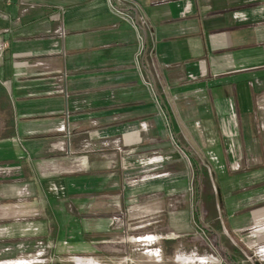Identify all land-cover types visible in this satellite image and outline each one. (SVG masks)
I'll return each mask as SVG.
<instances>
[{
  "label": "crops",
  "instance_id": "0c3cea01",
  "mask_svg": "<svg viewBox=\"0 0 264 264\" xmlns=\"http://www.w3.org/2000/svg\"><path fill=\"white\" fill-rule=\"evenodd\" d=\"M129 2L127 13L147 20L144 30L124 20L109 0L0 2V31H8L9 42L0 65V168L9 181H0V198L9 202L5 199L19 193L24 183L32 184L35 195L43 177L36 165L55 158L62 163L60 192L52 194L45 191L48 186L37 185L43 204L38 210L61 215L64 231L70 228L64 219L70 207L77 216L95 213V195L112 194L99 184L105 179L108 185L123 182L131 178V166L142 164L119 159L113 166V161L89 152L92 149L84 145L87 121L98 120L95 129L103 136H121L123 146L138 159L160 155L156 168L174 175L144 180L156 187L143 193L177 199L175 184L166 189L164 183L185 179L180 169L184 158L175 147L179 137H185L183 123L216 169L218 203L228 229L262 255L264 139L259 120L264 117V0ZM143 36L146 47L138 59ZM142 122L148 124L147 131L140 129ZM63 123L65 130L60 129ZM52 147L60 152L53 154ZM101 164L107 169L100 175L95 169ZM206 182L204 197L200 185L196 192V211L202 198L211 201L217 216V197L207 189L209 178ZM131 187L124 185L123 200L142 191ZM182 193L193 200L188 191ZM27 200L23 205L0 206L2 260L12 261L20 249L33 245L19 237L26 232L34 237L35 221L21 228L20 223L5 221L13 215H36L34 197ZM184 202L174 210H190L193 202ZM76 218L75 224L81 225ZM217 227L220 237L219 222Z\"/></svg>",
  "mask_w": 264,
  "mask_h": 264
},
{
  "label": "rangeland",
  "instance_id": "374dc122",
  "mask_svg": "<svg viewBox=\"0 0 264 264\" xmlns=\"http://www.w3.org/2000/svg\"><path fill=\"white\" fill-rule=\"evenodd\" d=\"M140 56L138 55V59H140ZM149 81L151 82L148 79ZM165 121L171 125L168 114H165ZM87 122L89 131L87 132L88 137L86 138L87 134L84 137V145L86 148L92 149L89 152H94L95 156H97L96 158L102 161H113V166L121 161L119 159L126 161L130 159L129 161H131L132 165L138 163L135 160H142V164L131 166L129 169L132 173L131 178L128 177L123 182H117L115 185L114 181H111V184L108 185L107 179L102 184L95 181V193H98L96 189L99 184L100 188L103 186L107 190L106 192H111L112 194H110V197L106 195L96 197L95 195V213L93 214L77 216L75 210L70 207L68 218H64L70 222L68 231L61 230V222L63 221L61 215L54 212L51 214L46 212L44 214L43 211L38 210L39 207H43L41 200L38 198V187L41 189V186L42 188L48 186V190L46 188L45 191H49L52 194L60 192V169L62 163L59 159L50 158L46 159L40 166V163L37 164V170L41 172L37 171V174L43 177L36 184L37 193L35 195L33 194L32 184L24 183L20 185L19 193H16L14 197L5 199H9V202L4 203L2 201L4 199L0 198V201H2L0 206L13 207L16 203L18 205L28 203L27 199L31 200L34 197L37 208L36 215L34 213L33 216H27L25 213L18 217V215L12 214L13 216L10 219L5 220L12 224L20 223V228L23 223L28 221L36 222V234L34 237L28 235L27 232L24 236L20 235L19 237L20 241H24L26 245L29 242H32L33 245H30L29 248L20 249L17 256H14L11 260L27 257L34 258V261H40L34 264H213L190 260L195 255L201 257L214 255L217 258L215 264H264L263 253L262 255H257L256 249L248 247L247 242L238 239L228 229L222 203H218L219 184L216 181V169L210 159L204 154L199 143L194 141L186 132L187 129L183 123H180V125L185 137L180 136L179 142H177L175 147L181 151L184 158V161H181L180 169H184L182 174H185L183 177L185 179L164 183L166 189L171 188L169 186L175 184V187L172 188H175L174 191H179V197L176 199V197L170 195L164 198H157L154 193H146V195L143 193V190L150 192L155 190L156 187V184H144V180L151 178H155L154 180H166L174 176L166 174L169 173L166 170L161 172L162 170L159 171L156 168L155 160L160 155L150 153L138 159L133 150L130 151V148L126 149L123 146L121 136L115 139L107 138L102 135L101 131L95 129L98 125V120H93L92 122L89 120ZM259 122L264 139V117ZM142 123L140 129L147 131L149 128L148 124L146 122ZM65 128L63 123L60 129L65 130ZM142 135V142H144V133ZM185 149L188 152H185ZM57 152H60V149L52 147V153ZM187 153H191L198 163L200 175L197 174L198 171L195 172ZM100 166L99 169H95V172H99L101 175L107 168L102 164ZM0 172V181H4L6 184V181H9V179L5 178L8 177L5 176L7 173L3 172L2 168H0ZM43 178L46 180L45 182ZM208 178L209 188L207 189H210L213 195L215 194L219 204H217L219 206V214L217 216L211 210V201L202 199L204 191H206ZM129 184L133 186L131 187L132 191H142L137 196L132 194V197L126 201L122 199L120 193L123 191L124 185L129 186ZM199 185L202 198L199 209L196 211L197 200L195 198ZM138 186L146 187L139 189ZM262 187H264V182ZM100 191L102 190L100 189ZM183 191H188L192 195L193 200L187 196L183 198ZM30 196L32 197L29 198ZM52 201L53 205H59L57 200ZM183 201H185L184 204L193 202L190 205V210H174L176 204L179 208ZM197 212L199 213V219L195 220L194 214L197 217ZM218 216L219 219H217ZM76 217L82 221L81 225L75 224L77 222L75 221ZM218 222L222 226L220 237L216 235L220 233V229L217 227ZM206 228L213 231L208 232ZM9 260L10 258H4V260L0 259V262L8 264L10 263Z\"/></svg>",
  "mask_w": 264,
  "mask_h": 264
},
{
  "label": "built area",
  "instance_id": "2783aa9c",
  "mask_svg": "<svg viewBox=\"0 0 264 264\" xmlns=\"http://www.w3.org/2000/svg\"><path fill=\"white\" fill-rule=\"evenodd\" d=\"M5 1V0H0V2ZM110 4L112 6V8L115 10V12H117L119 15H121L123 17L124 20L129 21L131 20L133 22V24L139 29H145L148 26V22L147 20L143 17L140 16L138 13H136L135 15H129L127 13V11L130 9L129 6V0H109ZM2 11L0 9V17H2ZM8 31L6 29H3V31H0V65L3 61L4 58V54L5 51L7 50L8 46H9V42H8ZM145 37H142V48L140 51V55H142V53L145 51ZM143 124V123H142ZM143 125H146L145 123ZM260 253L264 254V246L261 247L260 249ZM190 261L193 262H200V263H213L215 264L217 262V258L214 257V255H209V256H197L195 255L193 257V259H191ZM39 263L40 261H34V258H20L17 260H12L10 261V263L8 264H34V263Z\"/></svg>",
  "mask_w": 264,
  "mask_h": 264
},
{
  "label": "trees",
  "instance_id": "16d2710c",
  "mask_svg": "<svg viewBox=\"0 0 264 264\" xmlns=\"http://www.w3.org/2000/svg\"><path fill=\"white\" fill-rule=\"evenodd\" d=\"M171 125H172V123H171ZM185 152H186V151H185ZM187 154H188V156H189L190 162H192V165H193V168L195 169V172L198 171L197 174L200 175V172H199L200 170H199L198 163L195 161V159L193 158V156H192L191 153H187ZM198 214H199V213L197 212V213H196L197 217H195V214H194V219H195V220H196V219H199V218H198V217H199ZM206 230H207V231H210L209 228H206Z\"/></svg>",
  "mask_w": 264,
  "mask_h": 264
},
{
  "label": "bare ground",
  "instance_id": "6f19581e",
  "mask_svg": "<svg viewBox=\"0 0 264 264\" xmlns=\"http://www.w3.org/2000/svg\"><path fill=\"white\" fill-rule=\"evenodd\" d=\"M21 264V263H20Z\"/></svg>",
  "mask_w": 264,
  "mask_h": 264
}]
</instances>
